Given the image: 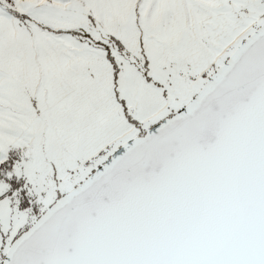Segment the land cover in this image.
<instances>
[{
	"label": "snow or ice",
	"instance_id": "snow-or-ice-1",
	"mask_svg": "<svg viewBox=\"0 0 264 264\" xmlns=\"http://www.w3.org/2000/svg\"><path fill=\"white\" fill-rule=\"evenodd\" d=\"M0 264H264V0H0Z\"/></svg>",
	"mask_w": 264,
	"mask_h": 264
}]
</instances>
